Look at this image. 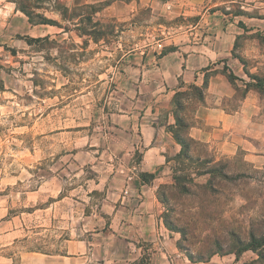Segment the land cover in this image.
I'll return each mask as SVG.
<instances>
[{
	"label": "clouds",
	"instance_id": "1",
	"mask_svg": "<svg viewBox=\"0 0 264 264\" xmlns=\"http://www.w3.org/2000/svg\"><path fill=\"white\" fill-rule=\"evenodd\" d=\"M0 264H264V0H0Z\"/></svg>",
	"mask_w": 264,
	"mask_h": 264
}]
</instances>
